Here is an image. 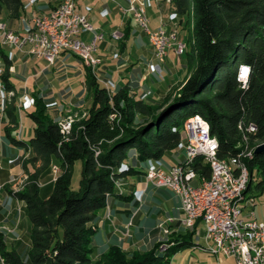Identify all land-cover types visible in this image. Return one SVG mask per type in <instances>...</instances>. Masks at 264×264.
I'll list each match as a JSON object with an SVG mask.
<instances>
[{
    "label": "trees",
    "instance_id": "obj_1",
    "mask_svg": "<svg viewBox=\"0 0 264 264\" xmlns=\"http://www.w3.org/2000/svg\"><path fill=\"white\" fill-rule=\"evenodd\" d=\"M170 5L177 26L190 34L182 39L179 35L186 44L176 59L180 75L162 102H158L162 94L139 91L137 83L127 80L110 94L98 78L100 73L85 67L90 104L86 116L76 120L68 133L48 114L49 105L35 97V110L30 113L32 135L23 140L8 134L31 156L30 162L40 160L46 168L57 160L62 172L46 196L40 195L36 174L22 191L14 193L25 202L31 223L30 246L23 258L20 250H8L0 238V254L6 264H170L176 252L194 244L198 221L189 231L157 241L143 252L127 256L112 244L92 262L93 227L112 199L132 203L131 222L139 212L136 182H118L141 173L134 168L138 163L149 166L166 155L183 162L185 153L177 155L184 149L183 125L197 113L217 138L220 159L229 160L264 141V0H170ZM23 8V0H0V14L6 12L11 18L18 17ZM102 46L100 42L98 47ZM240 65L250 69L245 84L237 78ZM7 68L1 78L10 88ZM249 124L257 126L254 133L247 132ZM78 159L82 160V177L79 188L74 189L71 178ZM242 160L250 173L247 190L254 175L261 178L257 187L263 190L264 149L254 151L252 159ZM207 163L202 155L191 161L198 181L210 175ZM173 225L179 222L168 227Z\"/></svg>",
    "mask_w": 264,
    "mask_h": 264
},
{
    "label": "rangeland",
    "instance_id": "obj_2",
    "mask_svg": "<svg viewBox=\"0 0 264 264\" xmlns=\"http://www.w3.org/2000/svg\"><path fill=\"white\" fill-rule=\"evenodd\" d=\"M134 2V1H133ZM24 7L29 8L30 7V0H24ZM76 9V8H75ZM78 10V9H77ZM23 10H21L20 16L23 18ZM168 19L172 17V15L166 16ZM149 18V16H148ZM21 19V18H20ZM173 19V18H171ZM174 20V19H173ZM172 20V21H173ZM150 21V19H149ZM169 21V20H168ZM175 21V20H174ZM173 21V22H174ZM17 22V19H16ZM177 28V31L182 38L189 36L190 32L185 27H178L177 23L174 24ZM125 27V26H124ZM122 28L120 30H115L111 32L109 35L104 34V40L106 46L102 49L98 47L97 51L94 52V56L98 59H100L101 62L99 64L95 65L93 68L91 65H88L86 63L79 64L76 61L75 56H72L71 60L67 61H60L57 64H55L54 68L51 71V82L49 83L46 79V84L48 88H50L49 97L50 100H45V102L49 105L47 106V112L48 114L57 121L58 125L61 128V122L70 119L71 120V128L73 126V123L76 120H80L81 118L85 117L87 114V108L90 104V90L87 89L85 84V67L90 68L91 71L94 73L95 71L100 73V76H98L99 80L103 83V85L106 87L108 92L110 94L113 93V91L117 88L118 83L122 84L126 80L130 81V83H138L144 82V78L146 76L152 75L155 79H157L158 83L160 81L163 83L162 87V95L159 97L158 102H162V97L166 95L167 93H172L173 87L176 85V81L180 75L179 71V65L176 62L177 55L172 52L168 57L167 61L164 63H158L155 60H152V54L151 50L146 42L141 41L143 35L146 36V34L141 30V27L134 21L130 23V26H126L125 28ZM149 27L153 28V25L151 22H149ZM136 31V33H135ZM101 32V31H100ZM128 32L129 36L127 37L126 33ZM143 35H142V34ZM192 33V31H191ZM141 34V35H139ZM193 34V33H192ZM127 37V41L123 42L124 39ZM133 42L136 43L135 46H133ZM123 46V48L121 47ZM138 48H137V47ZM11 47V46H10ZM140 47V48H139ZM137 48V49H136ZM140 49V50H139ZM152 49V48H151ZM107 58L109 60H107ZM78 63V64H75ZM105 65L103 66V64ZM80 65V68L79 66ZM103 66V67H102ZM82 67V69H81ZM126 67V68H125ZM169 67V68H168ZM3 71L5 72L6 69L3 64ZM107 73H103L102 71L106 70ZM81 69V70H80ZM169 69L174 72L172 75L169 72ZM3 72V73H4ZM189 75L192 72V69L188 70ZM109 73V75H108ZM48 75L44 74V79L47 78ZM11 82L15 83L17 87H28L29 93L28 96L24 99L19 98L16 102V108L18 109L17 113V124L14 123L13 129H11L12 135L16 137H20L23 140H28L30 135H32V125L34 124L33 118L30 115L35 110V97H39L37 93L34 92L32 89L33 84V78H29L27 81V84H25L24 79L18 78L14 74L10 75ZM3 80L0 78V88L3 87ZM43 85V83L41 84ZM10 92V96L5 97L6 105H1V111H5L10 107L13 103L12 99L14 94ZM10 105V106H9ZM1 129H4L6 126L4 125V121L2 120L0 122ZM184 138V130L182 137ZM260 143V142H259ZM1 143H0V150H1ZM179 151V150H178ZM185 153V150H180L179 153H177L178 156H183ZM171 155H176V152H172ZM166 155L164 159H161L160 161H152L149 163V166H144V163H138L135 165V169L138 171H141V173H137V175H140L144 178V181L146 182V173L155 168H165V164L173 162L170 158H168ZM30 155L21 151L20 155H17V158L15 161H9L6 160L8 164L13 165V175L10 177H3L0 174V196L4 197L6 194H10L13 196V198L16 199V201H20V207H18L19 211V220L15 223L14 228L8 229L6 226L0 227V238L3 240V237L5 239H8L10 237L14 238V242H17L18 245L16 247H13L12 244H5L6 248L8 250H20L22 257H27V249L30 246V233H31V223L28 218V213L26 210V207L22 205L25 204L23 200L18 199L14 193L18 191H22L24 187L29 183V178L33 175H37L36 177V183L38 187L41 189L40 195L46 196L48 192L50 191V187L52 182L55 180V178L62 172V169L59 165V162L57 160H53L50 162V164L43 168L42 161L38 160L35 162H30ZM54 165H57V169H54ZM4 168V163L0 160V169ZM82 177V160L78 159L75 161L73 165V171H72V178H71V186L74 189H78L80 186V179ZM134 177V176H133ZM133 177L129 176L124 178L123 180L119 181L118 183L123 182H132ZM33 180V179H32ZM261 180V178L258 175L253 176V180L251 182V187L246 191V194L248 196H253L254 206L253 207H246L241 214L242 217H247V212L250 210H253L255 218L259 221H264V189L261 190L257 187L258 182ZM34 181V180H33ZM147 183V182H146ZM151 184L155 187V184L153 183H147ZM158 188H164V187H158ZM173 192L170 188H166ZM141 190V189H140ZM142 191L138 192L137 190V200L139 202V205L136 210H139L140 205H142V208L140 209L142 213L145 212L149 207H157L158 213H161L163 210L161 208V201H150L149 198L145 199L142 196ZM174 193V192H173ZM0 197V198H1ZM22 202V203H21ZM163 209H171V208H181V202L178 196L169 197L167 200L163 201ZM109 207L107 208V218L110 216V212L108 211ZM25 216V220L23 221V217ZM27 220L29 221L30 225L28 224L27 227L23 226L22 223H27ZM147 220V219H146ZM130 222V221H129ZM125 224L123 227L115 226L114 230L117 234V243L116 245L121 249V251L128 255H131L133 252L136 251H146L152 247V245L157 241H167L168 239H171L172 237L176 236L178 233H185L189 231V229L183 225H178V228H171L163 226L161 228H153L149 231H146L145 236L143 240H140L137 242L134 239V228L132 227L133 222ZM180 224V222H179ZM203 227V228H202ZM23 229V230H22ZM94 235L93 240H95V243L99 246V249L102 248L103 239H105V234L102 229L95 234L97 230L96 224H94ZM204 231L203 224H200L197 231L202 230ZM160 231V235L158 234ZM147 232H149L147 234ZM199 233H195L193 236V242L195 244H192L189 247L197 248L199 250L200 247L203 246V248L206 245L204 236L198 235ZM95 236V238H94ZM129 238L130 239V245L127 247L124 246V241ZM93 240H92V252H91V259L92 262L99 260L102 255L107 252L111 245L106 248V250L102 253H97L93 251ZM11 241V240H10ZM126 242V241H125ZM199 247V248H198ZM165 246L161 245L160 250H164ZM192 249V248H191ZM101 250V249H100ZM1 253V251H0ZM1 256V254H0ZM233 260V259H232ZM234 261V260H233ZM177 262H174L176 264ZM235 263V261H234Z\"/></svg>",
    "mask_w": 264,
    "mask_h": 264
},
{
    "label": "built area",
    "instance_id": "obj_3",
    "mask_svg": "<svg viewBox=\"0 0 264 264\" xmlns=\"http://www.w3.org/2000/svg\"><path fill=\"white\" fill-rule=\"evenodd\" d=\"M169 1V0H168ZM67 0H57L55 6L48 12L38 14L36 11L30 13L28 19L29 28L22 32L10 29L4 21L0 20V36L4 37V44L10 45L28 55L46 60L49 64L63 52H69L79 59H88L94 68L99 64L100 59L94 56L98 44L104 40V33L96 30L88 18L76 11V17L72 21H64V13L68 11ZM132 16H137L141 23V30L148 37L152 48V60L164 63L169 52L172 50L176 55L183 53V43L179 33L174 26L170 30L166 28L167 22L163 17L159 19L156 29L149 27V18L146 13L144 1L137 4L132 2L128 8ZM63 19L62 27H55V20ZM90 35V36H89ZM2 60H0V78L2 77ZM243 84L244 79L240 80ZM1 90V88H0ZM70 119L61 122V131H69ZM257 127L255 124H249ZM184 130V167L186 183L189 188L194 189L195 200H190V207H184L183 212H191L193 217L200 220H207L212 225L211 241H205L204 249L214 254H223L232 257L236 264H253L250 261V249H258V258L264 262V222L255 218L253 210L247 212L244 218L236 213H226V203L232 197H241V205L246 207L254 206L253 196L243 193L245 177L243 181H234L233 184L225 183V170L237 169L235 166H217V181L209 185H202L197 180L190 168V161L193 154H200L207 162H212L210 143L212 138L205 131L202 120L189 117L183 125ZM245 158L252 154V148L243 151ZM236 156H234L235 158ZM57 169V165H54ZM171 166L168 168H155L146 173V182L153 183L158 187L168 188L173 186ZM175 194L180 195L175 190ZM180 224H187L179 219ZM241 222L240 233H232L231 223ZM131 223V219L130 222ZM193 228V227H187ZM0 264H6L0 256Z\"/></svg>",
    "mask_w": 264,
    "mask_h": 264
},
{
    "label": "crops",
    "instance_id": "obj_4",
    "mask_svg": "<svg viewBox=\"0 0 264 264\" xmlns=\"http://www.w3.org/2000/svg\"><path fill=\"white\" fill-rule=\"evenodd\" d=\"M133 1L136 4L139 1H144L146 5V13L149 16L150 22L153 25V28L151 29H156L158 27L160 17H163L166 20L167 29L170 30L175 26L174 25L175 21L171 19L172 17H170V19L166 17L167 15L170 16L172 15L170 0L169 1L168 0H77L76 11L80 14L85 15L88 18V20L91 22L93 27L96 30L103 32L106 37V35H109L111 32L115 30H120L124 26L125 27L128 25L130 26V23L132 21L134 22L133 18L131 17L132 13L128 10L130 4ZM56 3L57 0H30V7L23 8V13H24L23 18L20 15L16 18H11L9 17V15L6 14V12H3L2 14H0V20L4 21L10 29L14 31L22 32L27 28H29L28 19L32 11H36L38 14L48 13L55 6ZM141 41L146 42L148 44L152 54V49L148 41V37L143 35ZM105 42L107 41L105 40L103 42L102 49L106 46ZM135 45L136 43L133 42V46ZM1 52L3 55L4 67L6 66L8 67L6 68L8 69L9 72V83L11 87L6 88L5 85H3V87L1 88L0 108L2 104L6 105L5 103L7 100L5 99V97L8 98V96H10V92L14 94L12 99L13 101L12 105L11 106L9 105L10 107H8L6 111H5L6 106L4 108V111H1L0 109V122L3 120L4 125L6 126L4 129H1L0 127V143L2 147L0 150V160L4 163V168L0 169V174L2 178L3 177L8 178L9 176L11 177L13 175L12 172L14 168L13 165L8 164L6 160L13 162L16 160L17 155H20L21 151L24 152L22 148L16 146L11 141L10 136L8 135V134L12 135L11 129L14 128L13 125L14 123L17 122V113H18V109L16 108L17 99L19 98L24 99L25 97L28 96L30 87H28L27 81L29 80V78L32 77L33 78L32 89L34 90V92L37 93L39 97L42 98V100L49 101L50 97L48 95L49 94L48 91L50 90V88H48L46 85L48 84L46 83V79L48 80L49 83L51 82V71L54 68L55 64L63 60L64 61L71 60L72 59L71 57L75 55L69 52H63L55 60L54 63L49 64L46 60L42 58L28 55L10 46H3L1 48ZM172 52L173 51L171 50L169 52V55ZM107 60L109 59L107 58ZM76 61L79 64L84 63L78 57L76 58ZM104 65L105 63L103 64V66ZM78 66L80 68V65ZM105 72L106 73L108 72L107 68L106 70L103 71V73ZM45 73L48 75V77L44 79ZM11 74H14L18 78L24 79L25 84H27V87L25 88L21 86L17 87L15 83L11 82L10 80ZM157 79H155L154 76L152 75L146 76V78H144L143 83L142 82H139V84L137 83L139 86V91L143 89L145 90L150 89L152 90L153 94L155 93V95L158 94L161 95L163 83L161 81L160 83H158ZM42 83L43 85H41ZM119 85L121 84L118 83V86ZM176 159L177 157L175 158V160H173V162L171 163L167 162V164H165V168L177 164L178 160ZM133 181L136 182L135 189H137L138 192L142 191L143 194L142 193L141 194L145 199L149 198V200L153 202L161 201L162 202L161 208L163 210L161 213H158V210L156 209L157 207L153 208L154 207L153 206V207H149L147 210H145L144 213H142L140 209L142 208L143 204L140 205L139 212L134 218L132 225V227L134 228L133 236L137 242L143 240L146 231H149L157 227L159 228L163 226L168 227L169 224H174L176 222H179V219H181L184 216V213L181 210V208L180 209L171 208L170 210L163 209L162 206L163 201L167 200L169 197L175 196V193L171 192L166 188H158L151 184H147L144 181V178L140 175L134 176ZM22 205L25 206V204L23 203ZM18 207H20V201H16V199L13 198V196L10 194H6V196L0 198V227L6 226V228L8 227V229L9 227L14 228L15 223L19 220ZM134 209L135 208L132 206V203H125L115 198L112 199L111 205L109 206V210H108L110 212V216L108 218L106 216L107 208L101 211L98 215V221L96 223L97 230L95 234H97L100 231V229H102L105 234V239H103L102 248H100L101 250L99 249V246L95 243V240H93V244H94L93 251L97 253H102L106 250V248H108L109 245L117 243V234L115 233L114 227L116 225L119 227H123L125 224H127L134 214L135 211ZM130 210H132V213L129 212ZM24 220H25V216L23 217V221ZM28 224L30 225L28 220L27 223L26 222L25 224L24 222L22 223V225L26 227ZM171 228H178V227L173 225ZM148 233L149 232H147V234ZM197 233H199L198 235L203 237L202 234L203 229L197 231ZM158 234L160 235V231ZM3 240L4 243L7 244V248H10L8 247V244L9 245L12 244L13 247H16V245H18L17 242H14L15 240L13 237H10L8 239H5L3 237ZM125 241H124V246L127 247L128 245H130L131 242L129 238H127ZM15 249L18 250L17 248ZM232 259L234 260V258L225 256L221 253L214 254L206 250H199L197 248L187 247L176 252L172 256L170 264H174V262H177L176 264H236L234 263L235 260L233 261Z\"/></svg>",
    "mask_w": 264,
    "mask_h": 264
},
{
    "label": "bare ground",
    "instance_id": "obj_5",
    "mask_svg": "<svg viewBox=\"0 0 264 264\" xmlns=\"http://www.w3.org/2000/svg\"><path fill=\"white\" fill-rule=\"evenodd\" d=\"M77 0H67V6L69 7H76ZM76 17V9L75 8H69L66 13H64V21H72ZM133 20L141 27L140 20L137 16H131ZM63 26V19H56L55 20V27H62ZM177 30V28H176ZM183 43V51L186 47L185 42L182 40ZM3 46H10L4 44V37L0 36V60H2V68H3V55L1 52V48ZM84 63L90 65V62L88 59H81ZM241 66L247 65H240L238 70V80L239 76L241 74ZM249 68V67H248ZM4 69V68H3ZM4 71H2L3 74ZM249 73V72H248ZM248 77H245L244 83L246 82ZM191 117L199 118L202 120L203 125L205 126V131L208 133V136L212 138V141L210 143V152H211V160L212 162H208L209 168H210V175L208 177H202L199 182L202 183V185H209L212 184V182L217 181V166L214 165V163L219 164V166H235L237 169H231V170H225V183L226 184H233L234 181H243L245 177V186H243V193H246L248 188V183L250 180V173L247 168V165L244 163L242 158H245V153L243 151L236 155V157H232L229 160L226 159H220L216 151L219 147L218 140L215 136L211 135L210 128L207 120L201 115V114H195ZM71 122L69 123V131L71 130ZM246 129V128H245ZM257 130V127H251V131H249V127L247 128V132L254 133ZM67 131L66 133H68ZM247 137V136H246ZM254 148H252V154L247 156V159H252L253 157V151ZM200 154H193L191 157V161ZM190 161V163H191ZM181 162V161H180ZM184 167V161L181 163H177L174 165H171V172L176 173L173 176V186H168L174 193L175 190L178 193L184 194L180 195V202H181V210L184 211V207H190V200H195V192L194 189L189 188V186L186 183V175L185 170H181ZM192 170V169H191ZM192 173L194 176L198 177L196 173L192 170ZM199 175V174H198ZM199 178V177H198ZM238 207V214H242L244 209L246 208L245 205H241V197H232L231 200L227 201L226 203V213H236V208ZM180 210V211H181ZM184 216L181 218V221L187 224H180L185 227H194L196 221L199 222L198 217H193V214L191 212H183ZM200 224H203L204 231L203 236L205 241H211L212 237V225L207 220H200ZM241 229V222H233L231 223V230L232 233H240ZM199 248V247H198ZM200 249H204L203 246L200 247ZM3 258V257H2ZM4 260V258H3ZM250 261L253 262V264H264V262H260V258H258V249H250Z\"/></svg>",
    "mask_w": 264,
    "mask_h": 264
},
{
    "label": "clouds",
    "instance_id": "obj_6",
    "mask_svg": "<svg viewBox=\"0 0 264 264\" xmlns=\"http://www.w3.org/2000/svg\"><path fill=\"white\" fill-rule=\"evenodd\" d=\"M249 71H250V69L248 67L241 66V74L239 76V79H241V80L245 79V77L247 76Z\"/></svg>",
    "mask_w": 264,
    "mask_h": 264
},
{
    "label": "water",
    "instance_id": "obj_7",
    "mask_svg": "<svg viewBox=\"0 0 264 264\" xmlns=\"http://www.w3.org/2000/svg\"><path fill=\"white\" fill-rule=\"evenodd\" d=\"M263 149H264V141L261 142V143H259V144H257L256 147H255V149H254V151L255 152H258V151H261Z\"/></svg>",
    "mask_w": 264,
    "mask_h": 264
}]
</instances>
